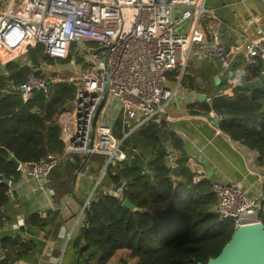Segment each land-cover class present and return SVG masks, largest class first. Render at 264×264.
Here are the masks:
<instances>
[{"label": "built area", "instance_id": "obj_1", "mask_svg": "<svg viewBox=\"0 0 264 264\" xmlns=\"http://www.w3.org/2000/svg\"><path fill=\"white\" fill-rule=\"evenodd\" d=\"M1 1L0 63L23 57L21 66L31 68L26 80L15 87L23 88V98L34 90L47 93L49 89L48 78L40 69L49 64L37 48L42 55L59 60L67 59L74 49L72 58L83 60L74 65L77 73L68 78L77 83L73 109L62 111L57 119L62 153H48L38 162H18L15 166L21 175L43 181L39 183L41 189L61 159L73 154L83 158L104 156L94 180V186H98L107 167L126 158L124 138L162 119L196 60L219 59L221 75L228 70L230 57L242 55L246 64L259 58L263 64L260 72H264V34L226 47L219 39L217 17L205 6L206 0ZM29 47L36 49L38 66L29 60ZM243 82L239 76L235 80L240 87ZM106 84L107 95L93 125ZM207 114L218 121L222 118L213 111ZM118 119L120 138L114 134ZM177 157V152L169 148L166 160L171 168L177 165ZM211 187L216 197L213 210L221 219L233 221L234 228L260 221L264 195L252 196L235 182L213 181ZM44 190L49 196L54 194L50 187ZM109 193L120 196L122 184ZM91 200L92 196L83 202L80 213Z\"/></svg>", "mask_w": 264, "mask_h": 264}, {"label": "trees", "instance_id": "obj_2", "mask_svg": "<svg viewBox=\"0 0 264 264\" xmlns=\"http://www.w3.org/2000/svg\"><path fill=\"white\" fill-rule=\"evenodd\" d=\"M37 53L47 64L61 61L42 55L39 48ZM72 55L71 51L67 59ZM262 68L259 58L236 70L231 67L220 77L217 87L223 90L238 76L242 81L252 80ZM241 72L243 74L239 75ZM30 73L31 68L21 66L16 60L7 62L0 71V209L8 201L10 188L2 178L15 181L20 175L12 158L33 163L44 159L48 153L62 152L57 119L64 111L65 103L75 96L74 83L51 81L47 93L34 90L28 98H23L13 88L22 84ZM181 86L204 93L190 72L184 75ZM233 92L232 95L215 93L210 101H197L198 112L213 111L222 115L218 124L221 132L256 151L260 161L264 162V110L261 103L264 91L253 90L247 94L238 86ZM166 126L163 119L151 121L122 141L126 158L106 169V176L112 184H122V193L117 196L96 187L87 206L88 215L73 240L79 264H107L119 249L129 250V256L136 259V264L204 263L216 256L230 239L233 221L221 219L214 212L216 197L211 181L186 165L187 155L174 134L170 136V148L178 154L176 163L180 170L178 175L172 174L166 160L168 149H161V131ZM114 134L122 137L121 119L115 123ZM91 157L100 159L101 165L104 162L102 155ZM67 159L69 167L76 170L85 158L73 155ZM51 173H55L54 168ZM63 188L69 190L67 186ZM124 199L129 200L134 209L124 206ZM258 216L264 224V200ZM51 220L37 214L29 216L32 226L44 227ZM1 243L9 251L0 264H10V251L14 248L17 255L33 248L31 241L22 242L18 236L6 237Z\"/></svg>", "mask_w": 264, "mask_h": 264}, {"label": "crops", "instance_id": "obj_3", "mask_svg": "<svg viewBox=\"0 0 264 264\" xmlns=\"http://www.w3.org/2000/svg\"><path fill=\"white\" fill-rule=\"evenodd\" d=\"M3 5L0 0V10ZM205 6L216 15L219 39L226 47L264 34V0H206ZM3 64L6 66V63H1V66ZM242 64H246L242 55L229 58V68L236 70ZM1 66L0 71H3L5 67L2 69ZM219 68V59L195 62L189 67L190 74L197 78L204 90L205 101H210L215 93L232 95L234 87H238L233 79V84L225 85L223 90L218 89L219 79L224 76V73L218 75ZM253 79H259L262 87L250 91L245 89V92L264 91V72ZM200 93L181 86L178 96L171 101L162 117L170 129L169 139L171 134L179 139L181 150L187 155L186 165L191 171H202L201 175L211 182L242 184L252 196L264 195V162L260 161L256 151L221 132L212 122L213 117L198 112L196 103L200 101ZM261 103L264 110V99ZM73 155L61 159L59 166L54 167L55 173L50 172L48 176L51 182L48 179L44 181L42 189L39 183L43 181L21 174L15 181L8 179V201L0 209V260L5 259L9 251L2 247L1 240L18 236L22 242L31 241L33 248L20 255L14 248L10 251V264H79L73 240L86 217L85 212L80 213L81 206L88 197L95 195L97 186H94V180L100 166L87 167L89 159L85 158L79 169L72 170L66 161ZM111 185L105 175L97 189L112 192ZM65 186L69 190L64 189ZM45 187H50L54 194L49 196ZM31 214L52 220L44 227L32 226L29 223ZM129 253L127 249H119L107 264H136V259Z\"/></svg>", "mask_w": 264, "mask_h": 264}, {"label": "water", "instance_id": "obj_4", "mask_svg": "<svg viewBox=\"0 0 264 264\" xmlns=\"http://www.w3.org/2000/svg\"><path fill=\"white\" fill-rule=\"evenodd\" d=\"M27 54L31 64L38 66L40 64L36 49L34 47H29ZM195 62H201V60H196ZM2 69L5 67L3 64ZM47 83H51V79H47ZM242 87L247 90H252L253 88H261L262 83L259 79H253L244 81ZM108 90V84L105 86L103 98L96 110L93 125L99 110L101 109ZM20 92H23V88L20 89ZM200 101L205 99L203 93L199 94ZM208 117V114L206 115ZM212 122L217 126L218 120L216 118L212 119ZM170 129L165 127L161 131L162 144L161 149H165L170 145L171 141L169 139ZM140 147V146H139ZM14 165H18V160L12 158ZM179 166L175 165L172 167L171 172L173 175L179 174ZM177 181V179H175ZM3 183H8L9 180L6 177L2 178ZM112 189L115 190L117 187L121 186V183L117 185L112 184ZM263 200V197H262ZM122 204L128 208L134 209V205L127 199L122 201ZM84 212L88 215L87 207L84 208ZM197 264H264V224L259 221L255 223L242 224L234 228L233 233L230 236V239L227 243L221 248L220 252L214 256L208 258L204 263Z\"/></svg>", "mask_w": 264, "mask_h": 264}, {"label": "rangeland", "instance_id": "obj_5", "mask_svg": "<svg viewBox=\"0 0 264 264\" xmlns=\"http://www.w3.org/2000/svg\"><path fill=\"white\" fill-rule=\"evenodd\" d=\"M205 18V17H204ZM72 53H74V49H72ZM87 55V53H86ZM73 56V55H72ZM21 60H25L23 57L20 58ZM83 60L82 59H78V57H75V59H73L72 57L69 59H64L61 60L60 63L57 64H52V65H41L40 69L44 72L46 78H54L57 77L58 79L55 80L54 82L58 81V82H71L74 83L75 87V92H76V88H77V83L73 82V81H69L68 78L72 75H74V73H77L78 67L76 68V66H74L75 64H82ZM190 67V66H189ZM75 98V96H74ZM74 98L67 101V103H65L66 105L64 106V110L66 111H70L73 109L74 106ZM88 162H87V167H89V165H96L97 167L101 166V161L100 159L97 158H93L90 156V158L88 157ZM100 169V168H99ZM98 174V173H97ZM125 262V261H124ZM126 263V262H125Z\"/></svg>", "mask_w": 264, "mask_h": 264}, {"label": "clouds", "instance_id": "obj_6", "mask_svg": "<svg viewBox=\"0 0 264 264\" xmlns=\"http://www.w3.org/2000/svg\"><path fill=\"white\" fill-rule=\"evenodd\" d=\"M243 73L241 72V73H239V75H242Z\"/></svg>", "mask_w": 264, "mask_h": 264}]
</instances>
